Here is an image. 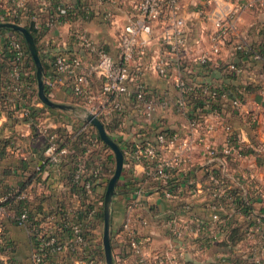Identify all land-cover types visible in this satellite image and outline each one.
<instances>
[{"label": "built area", "instance_id": "2783aa9c", "mask_svg": "<svg viewBox=\"0 0 264 264\" xmlns=\"http://www.w3.org/2000/svg\"><path fill=\"white\" fill-rule=\"evenodd\" d=\"M184 1L137 0L133 13L114 36L118 51L116 56L100 47L87 29L74 31V36L93 58L87 60L78 54L56 52L52 60L53 71L69 77L70 89L79 97L85 111L95 113L105 125L118 121L120 127L121 122L130 120L137 125L129 144L124 148L121 146L124 152L123 170L133 167L136 162H142L144 175L151 184L150 190L160 191L164 197L179 203L183 210L191 211L193 203L182 193L184 186L180 176L183 174L188 176L189 195L197 196L205 189L214 198L228 200V203L223 200L211 203L215 209V220H226L219 212L226 205L243 219L255 215L253 223L242 224L239 241H227L230 242L227 250L218 253L213 264H233L236 254L243 255L248 264H264V218L255 209L245 210L243 205L244 198L250 197L252 201L254 198H264V187L256 181L254 175L241 172L234 181L235 185L227 183L223 175L231 161L240 162L250 157L248 144L220 109L206 112L204 108H212L210 101L196 105L190 96L194 87L202 86L201 79L194 73L195 69L222 59L223 49L231 36L238 32L241 11L251 3L231 0L233 5L228 6L224 4L225 0H204L198 13L210 19L213 24L207 34L209 49L192 59L190 55L201 44L202 37L191 39L187 18L180 13ZM74 5L64 2L57 4L53 12L48 13L46 25L64 21L63 17L74 9ZM20 6L15 4L12 9L6 10L0 0V21H15L26 25L23 22L26 21L25 18L29 20L30 12H19ZM85 9L91 10L89 6ZM101 14L111 23L115 19L111 8ZM34 17L26 22H34L39 27ZM5 37L7 48L13 53L14 66L7 78L0 77V116L2 111L8 109L9 116L14 119L26 118L35 122L45 145L43 155L37 158L28 145L16 136L0 135V153L12 158L6 167L0 165V264H62L63 261L56 256L61 253H75V264H106L105 252L97 251L100 243L104 249L102 237H96L92 223L100 208H104L105 195L98 196L97 190L102 185L106 188L114 173L109 160L110 146H106L98 130H88L89 122L85 121L76 133L61 134L48 122L47 116L41 114L48 104L42 99L37 105L27 102L35 91L38 95V81L34 80V69L25 60L29 53L26 41L19 31H13ZM155 38L159 39L161 46L158 52L151 49ZM234 48L235 51H249L251 44L239 40L235 42ZM251 55L254 59L262 58L256 51ZM230 68L236 70L237 74L242 71V67L233 63ZM147 72L157 74L167 84L173 85L176 93L172 96L166 89L157 91L145 78ZM95 75L102 79L97 88L93 84ZM44 82L50 89L56 84L53 75L45 78ZM202 91L213 98L221 94L222 101H228L237 112L246 116L248 125H256L260 114L264 112V103L231 96L226 91H220L216 85H204ZM11 93L15 95V99L10 97ZM49 96L51 97V93ZM172 108L184 115V127L176 131L159 129L149 134L151 126L145 123L153 120L158 109L166 111ZM218 127L225 131L221 145L208 137ZM80 133L83 135L81 147L71 149L75 135ZM196 152L201 153L206 160L204 166L208 173L207 186L200 185L195 179L198 168L194 155ZM252 155L261 159L264 164V147H254ZM71 158V193L54 205L46 204L50 186L45 174L49 166ZM27 160H32L33 163L32 169L28 171L23 165ZM10 174H18L19 180L12 181ZM250 181L254 182L253 194L249 193L247 187ZM129 191L135 195L131 204L136 206L141 203L140 197L147 193V189L140 184ZM10 223L25 229L31 245L28 261L17 258V243ZM168 227L179 240L187 236L185 227L178 225L175 218L170 220ZM124 228L128 232L132 248L141 255L140 262H144L143 241L138 239L135 228L129 221L124 223ZM228 234L224 230L211 237L213 240L220 239Z\"/></svg>", "mask_w": 264, "mask_h": 264}, {"label": "crops", "instance_id": "0c3cea01", "mask_svg": "<svg viewBox=\"0 0 264 264\" xmlns=\"http://www.w3.org/2000/svg\"><path fill=\"white\" fill-rule=\"evenodd\" d=\"M64 3H73L80 9L79 12L67 20L53 23L50 26L46 25V19L49 12H53L56 6L55 0H2L3 8L6 10L12 9L15 4H20L19 12L29 11V20L36 18L39 28L44 30V34L40 37V46L45 55L53 60V55L56 52H66L69 54L81 55L84 59L90 60L93 58L88 50L82 45L81 41L74 36V31L78 29H87L94 38L98 41L100 47L108 50L114 56L118 55L117 48L114 44L115 32L119 30L124 21L134 11V3L137 0H62ZM204 0H185L182 4L181 14L187 18L188 30L190 31V37H202L200 45L196 46L191 53V58L199 55L205 50L209 49L208 32L213 28L212 21L208 18L202 17L198 13V9L203 5ZM219 1V0H216ZM239 1V0H234ZM243 2L251 3L250 6L243 9L240 13V20L238 23V32L232 35L228 41V45L223 49L221 60L224 61H237L242 67V71L237 74L235 79L229 80L228 85L234 84L235 88L238 87L240 96L252 101H260L264 103V61L263 59H254L251 54H247L241 51H235L234 44L239 40H243L248 44L253 42L264 41V0H240ZM224 4L231 6V0H225ZM45 6V9H43ZM86 6L91 8L90 11L85 9ZM111 8L115 13V19L111 23L106 21L101 13ZM28 12V13H29ZM26 21L27 18H25ZM24 21V20H23ZM24 21L23 23H28ZM5 29L0 31V77L7 78L11 69L14 66L12 52L7 48L6 34H10L16 31L12 28H0ZM18 32V31H17ZM112 34V35H110ZM152 51L158 52L161 49L158 38L153 39ZM238 52V53H237ZM240 52V53H239ZM237 53V54H236ZM243 55H242V54ZM32 55L26 54L25 60L33 69ZM47 77L53 75L56 84L50 89L51 98L66 102L68 99H74L80 105L84 106L79 97L72 93L70 89L69 77L64 73H54L52 61L48 63ZM199 68H196L194 73H197ZM193 73V74H194ZM197 75V74H196ZM200 79L201 76L197 75ZM46 77V78H47ZM145 78L156 88L157 91H165L166 88L170 89L169 93L172 96L176 93V89L173 85H169L165 80L159 77L157 74L147 72ZM207 79L212 80L214 84H222L225 82V77L222 72L214 70L207 76ZM102 79L95 75L93 78V84L97 88L99 87ZM12 99H15L13 93L10 94ZM41 98L39 95L34 94L27 99V102L31 105L39 104ZM222 101V100H221ZM71 104V103H67ZM73 105V104H71ZM221 112L226 116L227 120L231 122L234 129L241 133L242 140L248 144V150H250V157L243 159L240 162L230 163L227 170L224 172V179L228 183L235 185V180L238 174L241 172L247 175H254L256 181L261 183L264 187V164L261 159L255 158L252 155L254 147H264V112L260 114V120L255 126L248 125L246 122V116L243 113L237 112L228 101L221 102ZM79 107L73 105V108H59L48 106L44 108L41 114L47 116L48 122L54 125L56 130H59L61 134L68 132L69 120L66 112H76ZM37 111L38 109H34ZM40 110V108H39ZM78 113V112H77ZM157 113V112H156ZM154 115L151 122L145 124L151 126L153 132L159 129H168L169 131L181 130L182 127L175 125L174 123L166 124L167 115L164 111H159ZM40 114V115H41ZM75 114V113H74ZM8 109L2 111L0 116V135L10 134L16 136L20 141L28 145L29 149L35 154V157L39 158L43 155L44 151V139L37 132L36 123L30 122L28 119H14L9 116ZM77 123L74 124L76 130H80L83 122H89L85 117L76 116ZM186 120V119H185ZM124 127V125H126ZM130 121H123L120 125L114 129L116 137L120 138V143L123 148L126 147L131 139L133 133L137 130V125H133ZM106 126V125H105ZM88 130L97 132V128L89 122L87 126ZM67 129V130H66ZM108 130V129H107ZM109 132V130H108ZM110 133V132H109ZM111 134V133H110ZM112 135V134H111ZM210 140L217 145H221L225 138V131L222 127H218L216 130L208 134ZM83 135L80 133L75 135V141L73 140L70 145L71 149H79L81 147ZM111 148V147H110ZM108 150L109 156L114 154L111 148ZM252 149V150H251ZM195 161L198 164V168L195 171V179L202 186H207L208 173L206 171V160L201 153L196 152ZM115 158V155H114ZM12 160V158L5 153H0V165L5 166ZM110 164L113 163L110 161ZM24 168L26 171L32 169V160L24 161ZM73 167L71 160H65L56 165H50L46 175V182L50 186L49 196L46 200V204L54 205L61 200L65 195L71 193L69 186L70 173ZM134 169V172H132ZM9 170V169H8ZM182 177L184 189L182 191L183 196L189 199L193 203L191 211L183 210L179 203H176L166 197H164L158 190H150L151 184L148 182L144 175V165L142 162H136L133 167L125 168L117 184V192L113 196L112 202V221H111V240L113 245V256L116 264H213L218 253L227 250V245L224 244L222 238L209 241L206 237H209L215 233H223L226 227L229 225L228 221H231L234 225L239 224L242 226L247 223H253L255 215L249 219H243L238 214L233 212V209L226 205L222 210H219L221 216L226 218L223 221H217L213 218L215 209L211 206V203L223 202L228 203V200L214 198L211 193L205 189L197 196H191L188 194L187 179L188 176ZM12 181H18V174H10ZM137 184L141 187L144 186L147 189V193L140 197L141 203L139 205L131 204L134 201L135 195L132 194L129 189H132ZM254 182L250 181L247 184L250 194L254 192ZM107 188V187H106ZM106 188L102 185L97 190L98 196H103L106 193ZM254 197V196H252ZM261 198H254V208L257 212L261 210L263 206ZM93 229L94 234L98 239L103 241L104 231V208H100V211L93 217ZM175 218L178 225L185 227V236L182 239H177L171 233L168 223L171 219ZM129 221L130 225L135 228L138 239L142 242L144 262H140V256L132 248L128 232L124 228V223ZM10 229L13 237L16 240V253L17 258L23 261L29 260L31 252V245L29 238L25 233L23 227H19L13 223H10ZM208 241V242H207ZM104 246V245H103ZM103 247L97 250L101 252ZM237 256L239 254H236ZM235 255V256H236ZM58 259L62 260V264H75L74 260L77 256L74 254H57ZM234 256L233 264H248L243 255H239L241 259H237Z\"/></svg>", "mask_w": 264, "mask_h": 264}, {"label": "trees", "instance_id": "16d2710c", "mask_svg": "<svg viewBox=\"0 0 264 264\" xmlns=\"http://www.w3.org/2000/svg\"><path fill=\"white\" fill-rule=\"evenodd\" d=\"M55 2L57 5L63 1L62 0H55ZM73 7H74V9H71L69 14L66 17H63L65 20L69 19L70 17L74 16L76 14V12L80 11V9H79L80 7L78 8V6H76V5H74ZM15 20L19 21V19H15ZM26 26L30 29V31H31L36 43H37L38 50H39V53H40V56H41V59H42L43 65H44V79H45L47 77V69L49 67L48 63H49V61H52L51 58H49L45 55V53L42 51V47L40 46V37L45 32L41 28L36 27L34 22H28L26 24ZM3 30H5V29H0V31H3ZM24 41H25V38H24ZM25 45H26L27 51L30 53V50H29L26 42H25ZM238 51L245 52L247 54H252L254 51L259 52L262 56L261 59H263V61H264V41L263 42H253L251 45V50H249V51H244V50H238ZM30 55H31V53H30ZM32 60H33V69L35 71L34 80L38 81L37 80V74H36L35 61H34L33 57H32ZM231 63H233L237 67H241L240 63L237 61H233V60L232 61H224V60L220 59L218 62H212V63H207V64L205 63L204 65L200 66V69H198L197 73H195V75L197 74V75L201 76L202 86L201 87H194L195 89L193 90L192 94H190V96H191V98H193L196 105L199 103L202 105L205 101L209 100L212 108H204L206 112H209L210 110L215 109V108L221 110L220 105H221L222 101L220 98L221 94L218 95L219 97L217 96L216 98H213V97L209 96L208 94L204 93L202 91V87L204 85H208L210 87L216 85L220 91H226L231 96L234 94L240 93L239 90H237L238 87L235 88L234 84L228 85V83H229L228 81L235 79L237 76L236 70L230 68ZM218 69L222 72V75L225 77V80H224L225 82L223 83V85L222 84H214V82L212 80L207 79V76L210 75V73L212 71L218 70ZM45 90H46V93L49 95L50 94V87L46 83H45ZM34 94H37V92L35 91ZM191 115H193V114L191 113ZM118 125H119L118 121H115V122L111 121L109 123H106V128L109 130V132L112 134V136L119 142V144L123 145L120 143V138L116 137L114 134V129ZM253 126H255V125H253ZM164 130H168V129H164ZM153 133L154 132L150 129L149 134H153ZM106 146L109 147L107 144H106ZM247 151L250 152V150H248V148H247ZM109 160L113 163V165H112V167H113L112 173H113L115 170L114 154H111V156H109ZM230 163L234 164L235 162L231 161ZM238 200H239V198H238ZM261 200L263 201V203H262L263 206L261 207V210L259 212H260L261 216L264 218V198H261ZM241 201H242V199H241ZM243 205H244L245 210L255 209L254 208V200L252 201L250 199V197H248L247 199H245V198L243 199ZM228 223H229V225L226 227L225 230L227 232H229V234H228L229 236L227 235L226 237L222 238L224 244H226V245L230 244V242H227V241H231L232 243H236L237 241H239V238L241 237V225H240V223L235 224V225L231 221H228ZM206 238H207L206 240H209V241L212 239L211 236L206 237ZM112 247H113V245H112ZM101 252H104V249ZM235 257L239 260L241 259V257L239 255L238 256L236 255Z\"/></svg>", "mask_w": 264, "mask_h": 264}, {"label": "water", "instance_id": "95a60500", "mask_svg": "<svg viewBox=\"0 0 264 264\" xmlns=\"http://www.w3.org/2000/svg\"><path fill=\"white\" fill-rule=\"evenodd\" d=\"M0 28H12L19 31L25 38L26 44L35 61L36 74L38 80V95L48 105L59 108H73V105L52 99L45 90L44 82V65L38 50L37 43L30 31V29L21 23L15 21H0ZM85 119L91 122L98 130L101 138L109 145L115 155V170L109 179L104 201V231H103V245L106 258V264H116L113 256V247L111 240V221H112V202L113 196L117 192V184L122 175L124 164V152L119 142L108 132L104 122L93 112L87 111Z\"/></svg>", "mask_w": 264, "mask_h": 264}, {"label": "rangeland", "instance_id": "374dc122", "mask_svg": "<svg viewBox=\"0 0 264 264\" xmlns=\"http://www.w3.org/2000/svg\"><path fill=\"white\" fill-rule=\"evenodd\" d=\"M115 34H116V32H115ZM110 35H112V34H110ZM166 90L167 91H170V89H168V88H166ZM65 103H71L73 105H76V107H79L77 109V111L74 112L75 114L72 113V112H66L67 118H68V120L70 122L69 123V127H68V132H70V133H76L77 131L74 128V124L77 123L76 116L77 117H80V115H81V116L85 117V114H86V111L85 110L86 109H85L84 106L80 105V103L76 102L74 99H68ZM159 111H162V110L161 109H158L156 112L159 113ZM164 113L167 115V117H166V124L169 121L170 123H174L175 125H178L179 127H184L183 124L185 123V117L179 111H177L176 109L172 108V109H168V110L164 111ZM141 121H143V119ZM126 126H127V124L124 125V127H126Z\"/></svg>", "mask_w": 264, "mask_h": 264}]
</instances>
